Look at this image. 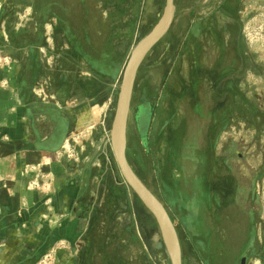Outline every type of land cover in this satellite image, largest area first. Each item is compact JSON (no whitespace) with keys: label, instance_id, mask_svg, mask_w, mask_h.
<instances>
[{"label":"rangeland","instance_id":"rangeland-1","mask_svg":"<svg viewBox=\"0 0 264 264\" xmlns=\"http://www.w3.org/2000/svg\"><path fill=\"white\" fill-rule=\"evenodd\" d=\"M217 1L176 0L170 29L136 74L125 154L139 180L168 213L181 264H262L264 0L239 2L243 9L233 17L223 14L229 5L215 13ZM2 4L8 26L35 14L46 22V15L54 11L74 30L81 24L89 30L84 42L88 58L82 61L86 97L66 103L77 120L60 157L84 161L97 174L98 188L115 184L119 196L111 206L101 200L99 217H106L108 229L101 228L93 238V256L86 263L168 264L158 226L121 177L110 146L123 67L157 23L164 0H2ZM4 51L0 55L10 58L11 49ZM89 55H97L96 63H89ZM42 59L52 64L57 58ZM56 62L67 66L65 70L75 65L64 58ZM92 69L100 70L102 78ZM57 72L53 66L49 74L60 75ZM64 82L51 79L50 85L39 83L35 89L44 99L42 87L55 91ZM127 216L131 230L128 223L117 228L113 218L126 221Z\"/></svg>","mask_w":264,"mask_h":264},{"label":"crops","instance_id":"crops-1","mask_svg":"<svg viewBox=\"0 0 264 264\" xmlns=\"http://www.w3.org/2000/svg\"><path fill=\"white\" fill-rule=\"evenodd\" d=\"M246 1L252 0H218L213 10L216 13L229 5L223 14L238 16ZM255 1L261 4V0ZM174 4L176 9V0ZM35 15L8 26L0 0V51L11 49L13 60L10 68H0V82L6 83L0 87V264H34L60 242L63 247L56 252L57 264H90L93 238L109 224L106 217H99L101 200L114 205L118 187L109 184L98 188V176L84 163V157L80 163L60 157L76 129V114L66 103L86 97L82 61L88 58L84 42L89 30L84 24L79 31L74 30L69 20L54 11L46 15V22L38 21ZM59 34L62 39H58ZM50 57L69 59L75 65L65 70L67 66H61L57 59L54 64L42 59ZM89 57V63H96L97 55ZM53 66L60 75L49 74ZM92 70L95 77L102 78L100 70ZM51 79L65 81L64 86L55 91L40 86L42 92L44 88L42 99L35 87L39 83L50 85ZM36 170L50 180L48 191L27 189ZM113 219L117 228L130 220L128 216L126 221ZM128 224L131 230V222Z\"/></svg>","mask_w":264,"mask_h":264},{"label":"water","instance_id":"water-1","mask_svg":"<svg viewBox=\"0 0 264 264\" xmlns=\"http://www.w3.org/2000/svg\"><path fill=\"white\" fill-rule=\"evenodd\" d=\"M175 12L174 0H164L160 18L135 45L123 67L110 128V146L121 177L153 216L168 259V264H181V250L176 230L158 199L144 186L129 165L126 149V124L138 68L150 50L170 29Z\"/></svg>","mask_w":264,"mask_h":264},{"label":"built area","instance_id":"built-area-1","mask_svg":"<svg viewBox=\"0 0 264 264\" xmlns=\"http://www.w3.org/2000/svg\"><path fill=\"white\" fill-rule=\"evenodd\" d=\"M12 59L9 57H4L0 55V68H10L12 66ZM6 85L5 82H0V87H4ZM39 169V167H38ZM30 171L35 170L33 168L29 169ZM34 175L31 180L27 184L28 190H34L38 192H46L49 190L50 180L40 171H33ZM63 247V243H58L53 249L44 253L34 264H57L56 252L58 249Z\"/></svg>","mask_w":264,"mask_h":264},{"label":"flooded vegetation","instance_id":"flooded-vegetation-1","mask_svg":"<svg viewBox=\"0 0 264 264\" xmlns=\"http://www.w3.org/2000/svg\"><path fill=\"white\" fill-rule=\"evenodd\" d=\"M260 258H261V256H260ZM241 263H242V264H245V262H243V261H242ZM262 264H264V262H263V261H262Z\"/></svg>","mask_w":264,"mask_h":264},{"label":"trees","instance_id":"trees-1","mask_svg":"<svg viewBox=\"0 0 264 264\" xmlns=\"http://www.w3.org/2000/svg\"><path fill=\"white\" fill-rule=\"evenodd\" d=\"M144 139H145V136H144ZM147 139H148V138H147ZM262 261L264 262V257H263Z\"/></svg>","mask_w":264,"mask_h":264}]
</instances>
